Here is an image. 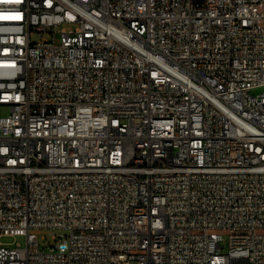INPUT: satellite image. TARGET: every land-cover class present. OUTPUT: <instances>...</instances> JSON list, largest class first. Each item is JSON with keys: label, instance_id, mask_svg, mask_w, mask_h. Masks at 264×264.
I'll list each match as a JSON object with an SVG mask.
<instances>
[{"label": "built area", "instance_id": "obj_1", "mask_svg": "<svg viewBox=\"0 0 264 264\" xmlns=\"http://www.w3.org/2000/svg\"><path fill=\"white\" fill-rule=\"evenodd\" d=\"M0 105V264H264V0H0Z\"/></svg>", "mask_w": 264, "mask_h": 264}, {"label": "rangeland", "instance_id": "obj_2", "mask_svg": "<svg viewBox=\"0 0 264 264\" xmlns=\"http://www.w3.org/2000/svg\"><path fill=\"white\" fill-rule=\"evenodd\" d=\"M262 89L255 90L256 92L261 91ZM8 112V108L6 106L0 105V115H6ZM33 232L37 235V238L40 240L42 246H46L49 244V242L54 241L53 235L55 231L48 228H41V229H34ZM2 241L9 244L16 245L17 243H20L22 247L26 245V238L24 236H6L2 238ZM227 241L224 242V245H226ZM224 251H227V248L224 249Z\"/></svg>", "mask_w": 264, "mask_h": 264}]
</instances>
